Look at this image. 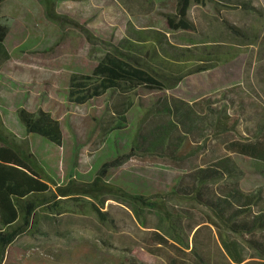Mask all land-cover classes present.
Returning <instances> with one entry per match:
<instances>
[{
	"label": "rangeland",
	"instance_id": "1",
	"mask_svg": "<svg viewBox=\"0 0 264 264\" xmlns=\"http://www.w3.org/2000/svg\"><path fill=\"white\" fill-rule=\"evenodd\" d=\"M52 1L0 2V23L9 27L5 45L10 56L0 74V117L6 119L10 131L29 139L56 184L65 186L70 179L90 183L104 162L131 147L141 114L139 106L129 114L124 132L106 136L97 132V121L104 116V99L82 107L66 102L70 77L89 74L103 57L107 43L124 38L129 24L135 30L166 34L169 44L191 52L186 66L209 68L186 77L168 91L169 95L193 103L233 89L245 98L249 112L264 116V0H253L263 12L261 16L217 8L212 1L194 5L189 18L194 30L176 33L168 32L166 25V19L175 14L173 0ZM226 22L242 30L244 36L234 34ZM19 107L30 112L43 108L59 120L64 131L63 147L29 138L20 124H12L11 114ZM236 142L245 144L234 135L211 140L232 154ZM252 146L255 149H249L248 155L233 154L247 171L237 181L238 186L248 192L264 186V155L258 156L262 145ZM186 167L165 159L133 158L111 171L106 182L132 194L151 195L167 190ZM83 203L89 204L87 200ZM166 204V211L182 215L180 227L191 232L190 249L170 237L163 214L137 209L136 215L115 200L106 201L103 210L112 219L110 226L93 214L69 212L43 218L42 232L20 238L16 245L25 255L66 253L87 243L101 256L98 264H200L197 254L210 264H232L216 228L206 223L209 217L205 210L183 201ZM199 228L202 231L195 243L194 233ZM253 262L259 261L249 264Z\"/></svg>",
	"mask_w": 264,
	"mask_h": 264
},
{
	"label": "trees",
	"instance_id": "2",
	"mask_svg": "<svg viewBox=\"0 0 264 264\" xmlns=\"http://www.w3.org/2000/svg\"><path fill=\"white\" fill-rule=\"evenodd\" d=\"M206 1H212L217 8L263 15L253 0H173L175 14L166 19L168 32L193 31L191 9ZM226 23L234 34L244 36L242 30ZM8 34L9 27L0 23V74L10 58L5 45ZM106 46L89 74L70 77L66 102L68 106L82 107L104 99V116L97 121V132L106 136L124 132L129 114L139 106L141 114L131 147L104 162L92 182L79 184L70 179L60 186L50 178L29 139L10 131L0 117V264H98L101 256L87 243L66 253L23 255L16 242L42 232L43 218L69 212L93 214L110 226L112 219L103 211L108 200L131 208L136 215L137 209L163 214L170 237L186 249H190L191 232L183 231L182 215L166 211V203L183 201L200 207L208 214L206 223L216 228L232 264L249 259L260 260L253 264H264V186L249 192L240 189L237 181L247 171L233 156L250 154L255 144L262 145L258 156L264 155V116L249 112L245 98L233 89L193 103L169 95L168 91L186 77L209 68L186 66L191 52L169 44L166 34L135 30L129 24L124 38L109 41ZM16 114L29 138L63 147L64 131L50 112L43 108L30 112L19 107ZM225 135L240 136L245 144L236 142L232 154L225 152L222 145L211 143L214 137ZM148 157L187 167L167 190L151 195L132 194L106 182L111 171L133 158ZM201 231L202 228L195 231V243ZM196 257L198 263L210 264L200 254Z\"/></svg>",
	"mask_w": 264,
	"mask_h": 264
},
{
	"label": "crops",
	"instance_id": "3",
	"mask_svg": "<svg viewBox=\"0 0 264 264\" xmlns=\"http://www.w3.org/2000/svg\"><path fill=\"white\" fill-rule=\"evenodd\" d=\"M16 111H17V109L15 110V114H11V115H14V117H12L13 118V120H12V124H20L19 122H18V118H17V114H16ZM2 117V116H1ZM6 118V117H5ZM2 119V121H3V123H4V125L6 126V127H8L9 128V126H8V124L6 123V119H4V117H2L1 118ZM21 125V124H20ZM19 127H21V126H19ZM15 132V131H14ZM24 132H25V130H24ZM26 133V132H25ZM18 136V135H17ZM19 137V136H18ZM251 261H260L259 259H249V260H247L245 263H243V264H249Z\"/></svg>",
	"mask_w": 264,
	"mask_h": 264
}]
</instances>
